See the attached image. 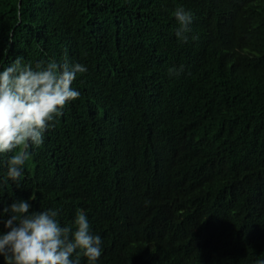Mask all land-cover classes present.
<instances>
[{
    "label": "trees",
    "instance_id": "16d2710c",
    "mask_svg": "<svg viewBox=\"0 0 264 264\" xmlns=\"http://www.w3.org/2000/svg\"><path fill=\"white\" fill-rule=\"evenodd\" d=\"M18 58L88 70L19 188L0 154V212L84 210L96 264L264 260V0H0V71Z\"/></svg>",
    "mask_w": 264,
    "mask_h": 264
},
{
    "label": "clouds",
    "instance_id": "9594fccd",
    "mask_svg": "<svg viewBox=\"0 0 264 264\" xmlns=\"http://www.w3.org/2000/svg\"><path fill=\"white\" fill-rule=\"evenodd\" d=\"M173 15L177 21L176 36L187 42L193 15L177 7ZM85 65L62 64L55 61L46 66L37 63L35 69L18 58L0 71V154L15 151L7 160V176L20 187L29 149L43 144L44 133L54 128L55 120L63 115L65 106L80 97L72 87L77 74L87 72ZM180 69H169L178 75ZM33 200V197H29ZM29 200H17L0 212V257L6 264H80L73 260L82 250L89 264H96L102 255V239L93 235L84 210L76 213L75 230L61 226L58 210L30 211ZM7 217V218H5ZM255 264H264L256 260Z\"/></svg>",
    "mask_w": 264,
    "mask_h": 264
}]
</instances>
